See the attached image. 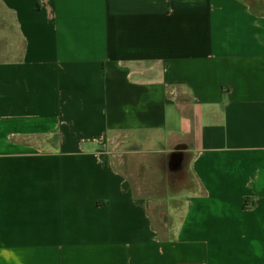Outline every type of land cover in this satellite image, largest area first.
I'll list each match as a JSON object with an SVG mask.
<instances>
[{"label": "crops", "instance_id": "obj_1", "mask_svg": "<svg viewBox=\"0 0 264 264\" xmlns=\"http://www.w3.org/2000/svg\"><path fill=\"white\" fill-rule=\"evenodd\" d=\"M0 264H264V0H0Z\"/></svg>", "mask_w": 264, "mask_h": 264}]
</instances>
